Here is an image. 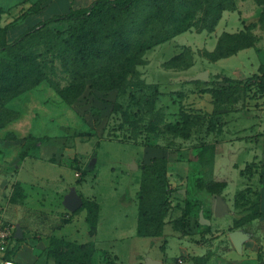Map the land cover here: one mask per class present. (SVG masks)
<instances>
[{"label": "crops", "instance_id": "1", "mask_svg": "<svg viewBox=\"0 0 264 264\" xmlns=\"http://www.w3.org/2000/svg\"><path fill=\"white\" fill-rule=\"evenodd\" d=\"M35 1L0 0V27L16 21V24L8 30L7 39L9 41L49 16L65 13L71 7L88 6L94 0H48L40 12L27 14ZM226 11H238L241 24H235L231 28V18L230 15H227L228 13H225ZM226 11L223 12L220 21L223 19L225 26L230 27L231 30L223 32H239L244 30L246 25L252 24V31L257 36V43L255 46L241 49L231 56L210 61L217 62L228 59L252 49L248 55L240 57L239 63L232 67L234 70H232V73L227 72L225 68L215 69L214 71L208 68L201 70L202 72H209V79L207 81L202 80L204 82L201 85L202 88L227 85L224 80L225 77L245 79L257 73L261 63L264 62V30L258 23L260 6L254 0H241L238 2L236 10ZM23 14L25 15L23 16ZM216 28L212 32L203 31L214 33ZM222 33L216 35V44L212 50L203 48L201 44L196 47L202 51H213ZM183 46L189 45H178V53ZM170 59L161 63V66L169 74L176 71L186 72L193 66L191 65L185 70L168 67L166 62ZM197 76H189L177 84L180 85L183 81L197 80ZM44 83L46 82L12 100L9 107L19 111V117L4 127H0V205L3 208V219L14 227V236L11 242V248L14 249L12 257L21 264H56V259L49 255L50 243L52 238H62L79 243H94L96 248L94 264H105V258L107 260L113 259L120 264H147L151 259L158 260L159 264H168L166 256L159 258L150 256L146 252L143 254L137 252L134 249V244H131L129 239L135 242L141 237H149L141 236L138 232L139 192L142 174L140 166L151 163L154 157L166 156L170 168L173 162L171 150L169 148L156 149L151 144L140 145L141 151L133 158V162L136 163L135 169L128 168L124 171L125 179L123 182H126V185H121L122 190L115 183L112 184L111 188H102L103 182L95 184L86 181L88 172L93 174V179L96 182L101 179L97 169L98 158L95 156H97V147L101 145L103 139L85 133L89 125L83 121L80 123L77 118L79 116L77 111L81 112V108H85V106L78 109V104H80L78 100L73 104L66 103L49 83H46L47 87L53 89L56 93H51L49 99L42 100L38 98L36 94L40 93L43 89L42 86L46 87ZM148 83L158 84L162 94L166 92L160 83ZM178 91L179 89L171 92ZM193 98L192 103L194 104L192 106L194 108L203 110L205 113H211L215 117H223V119H220L222 124L217 123L218 127L209 132L210 134L206 133L207 139H204L216 143L213 178L216 182L225 183V187L220 194L215 196L214 211L217 196H222L228 206L227 211L233 217L232 223L227 225L228 229H231L228 232L231 241V234L234 231H242L246 239L249 237L246 227L258 223L260 225L259 234L261 238H264V225L262 224L264 215L252 220L243 227L233 228L234 221L244 214L235 206V195L242 189L251 186L259 192L260 208L264 213V96L248 97L244 101L245 105H236L237 103H235L236 106L234 107L225 105L220 108L215 107L210 92H196ZM203 101H206L205 104ZM61 110L67 114V117L64 118L66 122L63 123L60 121ZM71 113L75 116L73 121L68 118ZM220 124L221 130H219ZM92 133L95 134L94 131ZM34 138H41V141L36 143L32 140ZM241 138L245 140L246 138L250 140L255 138L260 148L256 147L254 159L248 161L245 167H242L238 162L232 163L234 168L240 170L244 187L237 190L231 197V194L227 192L228 181L223 179L219 171L227 165L226 159L223 157L225 148L229 144L234 145L235 140ZM24 151L26 154L23 156L22 152ZM220 154L223 156L221 155L222 158L218 159ZM217 159L220 163L218 165ZM174 161H178L180 164L190 162L188 159L179 157ZM196 162V172H202L203 166L198 158ZM252 163L255 165L253 172L246 171L245 168ZM182 165H180V168ZM71 171H74V178H71ZM77 173H80V175L78 176ZM134 174L137 175V178L132 181L131 177ZM130 184L133 188L129 187ZM73 192L81 197L83 204L85 201H94L99 204L97 232L93 236L89 232L87 207L82 204L83 207L81 206L74 212L67 207V198ZM178 192L185 197L188 196L185 187L178 188ZM118 193H120L119 196H117ZM200 193H202L200 188L193 191V194H196L195 197H199ZM135 203L137 207L136 214L133 213L134 209L133 211L130 209V205ZM211 223L213 224V221ZM183 240L189 243L191 249L187 255L202 256L207 253V245L192 241L187 237H181L182 243L180 244L184 243ZM115 243L120 246L118 248L114 247ZM197 248H202L201 251L205 253L196 254ZM240 256L242 255L233 256V260H238ZM246 257L239 259L238 263L248 264L252 259H246ZM182 260L180 258V261ZM184 260L187 264L193 263L191 258H184Z\"/></svg>", "mask_w": 264, "mask_h": 264}, {"label": "trees", "instance_id": "2", "mask_svg": "<svg viewBox=\"0 0 264 264\" xmlns=\"http://www.w3.org/2000/svg\"><path fill=\"white\" fill-rule=\"evenodd\" d=\"M47 1L36 0L27 14L40 12ZM254 1L260 6L258 23L264 30V0ZM236 8V0H94L88 6L71 7L65 13L49 16L11 41L7 39V33L16 21L0 27V127L19 117V111L9 107V103L43 82H48L68 104L79 100L87 88L103 94L116 90L118 92L116 104L121 98H128L133 94L128 93V96L126 94L128 90L147 92V98L155 99L162 94L159 85L148 83L141 77L139 69V66L146 62L147 52L192 27H197L198 31L212 32L223 12ZM59 24H66V28L54 32L53 26ZM256 43L257 36L252 31V24H248L239 32H223L216 48L213 51L205 50L203 54L209 61H215L231 56L241 49L255 46ZM40 47H46L47 53ZM184 48L187 46L181 47V51L166 62L168 67L178 68L186 65L182 62L181 55ZM58 60L63 63L69 75L67 85L62 87L51 81L47 71V66L50 64L54 69ZM191 65L193 64H187L185 68ZM136 77L138 80L132 81V78ZM224 80L227 85L201 89L212 94L216 108L225 106L228 101L232 104L238 103L241 92L247 94L252 91L257 97H263L264 62L257 73L245 79L225 77ZM199 81L194 80L195 83ZM133 97L131 95V98ZM124 114L121 113L123 118ZM206 114L208 118L206 120L204 117L202 123H208V133L218 126L211 120L213 114ZM137 115L139 110L133 113V116ZM197 120L198 117L190 113H181L180 119L174 125L168 126H174L183 137H189L192 128L198 124ZM219 127L221 130V124ZM155 130L157 127L153 125L148 131ZM32 140L37 143L41 138ZM197 148L199 150L197 158L203 166L201 180L198 179L197 185L200 189L208 188L216 196L225 187L224 182H216L213 178L216 143L204 140ZM207 151L211 152L209 158L206 157ZM25 154V151L22 152L23 156ZM254 166V163L249 164L245 170L253 172ZM140 168L142 174L138 232L141 236H160L163 235L166 224L169 198L176 195L169 190L168 158L154 157L151 163L143 164ZM206 173L211 177L204 181ZM251 199L255 201L249 205ZM185 200L187 205L178 222L186 226L193 206L200 203L201 198L186 197ZM83 206L88 209L87 222L89 232L93 236L97 232L100 207L94 201H85ZM235 206L244 214L234 221V229L264 215L260 208L259 192L251 186L236 193ZM95 251L92 242L79 243L52 238L49 255L56 259V264H94ZM13 252L12 248L6 257L12 258ZM190 258L192 264L208 263V254ZM107 262L120 264L113 259H108Z\"/></svg>", "mask_w": 264, "mask_h": 264}, {"label": "rangeland", "instance_id": "3", "mask_svg": "<svg viewBox=\"0 0 264 264\" xmlns=\"http://www.w3.org/2000/svg\"><path fill=\"white\" fill-rule=\"evenodd\" d=\"M239 1L241 0H236V3L238 4ZM225 13L230 15L231 28L235 24H241L238 11H226ZM223 21L222 19L219 22L214 33H208L206 31L198 32L197 27H192L186 32L176 36L173 40L155 47V49L146 54V62L139 66L141 77L146 78L148 82L160 83L163 90L166 91L162 96L160 95L152 99L151 97L147 98V92H129L130 90H128L126 94L133 93L131 95L134 97L131 98V95L129 96L128 94V98L123 97L119 100V103L116 104V101H118V92L116 90H112L110 94L107 95L87 88L85 94L78 100L80 102V104H78V109L85 106V108H81V112L77 111L79 122L81 123L83 121L89 125L85 133H88L89 136H97L103 139L101 145L97 147V156H95L98 158L97 169L101 179L99 182H96V180L93 179V174L88 172L86 181L95 184L103 182L102 188H111L112 184L115 183L119 189L122 190L121 185H126V182H123L125 179L124 171L128 168L135 169L136 163L133 162V158L141 151V144H151L152 147L154 146L156 149L169 148L171 150V159L173 162L170 168H168L167 175L169 178V190L175 192L176 195L173 196L174 198H169V210L165 219L166 224L163 228V235L158 237H141L135 242L129 239V242L134 244V249L137 252L142 254L146 252V254L150 256L159 258L166 256L168 264H187L184 258L188 259L191 257L187 255L188 251H191L189 243L183 240L184 243L180 244L182 243L181 237H187L192 241L201 242L208 246L206 253L208 254L207 264H239V259H244L246 256V259H252L248 264H264V238H261L259 234V223L252 226L250 224L246 227L249 237L243 239L240 249H237L228 236V232L231 229H228L227 225L232 223L233 217L228 211H225L222 215L215 214V196L208 188L201 189L202 193L199 194L201 204L198 203L193 206L186 226L178 222L179 217L182 215L187 205L185 200L186 197L188 199L195 198L196 194H193V191L199 188L197 182L198 179L199 181L201 180V172H196L195 170V165L197 163L196 159L199 153L197 147L203 143L205 138L207 139L206 133L208 123L205 122V124L202 123V121L204 117L206 120L208 117H206L207 114L203 110H197L192 106L194 104L192 103L194 100L193 95L196 92H200L202 89V83L200 82L202 79H197L198 81L200 80L198 83H195L194 80L191 82L183 81L180 85L177 83L189 76L194 77L199 75L200 72H202L201 70L206 68L213 71L215 69L221 70L225 68L227 72L232 73L234 71L232 67L239 63L240 57H245V55H248V53L252 51V49H249L240 53L238 56L222 59L217 62H210L208 60L203 54V51L196 46L201 44L203 48L212 50L216 44V35H219L225 30H231L230 27L225 26ZM65 28L66 24L53 26L54 32L62 31ZM180 44L189 45L181 52L183 58L182 62L186 63V65L191 63L193 66L186 71L187 73L176 71L173 72L172 75L167 73L161 66V63L177 54L179 51L178 45ZM40 49L46 52V47H40ZM48 58L51 57L48 56ZM186 65L178 67L179 70H185ZM47 71L54 84H58L61 87L67 85L69 75L61 61L58 60L56 62L54 69L51 68L49 64L47 66ZM132 79V81L136 82L138 77ZM46 83L48 84V82ZM46 83H44L46 87L42 86L43 89L41 88L42 92L40 91V93L36 94V96L42 100L49 99L51 98V93H56L53 89L48 88ZM178 89V92H171L172 90ZM240 95V101H238L236 105H245L244 101H246L248 97H257L252 91H249L247 94L241 92ZM205 102L206 101H203L204 104ZM229 104H232V102L228 101L226 105ZM236 105L232 104L233 107ZM119 106L121 108H119ZM137 110H139V115L133 116V113ZM123 112L125 113L124 118L121 115ZM72 113L68 115L70 121H73L75 117ZM181 113H190L198 117L196 122L198 124L192 128L189 137H183V135L179 134L177 128L175 129L174 126H168L170 124L174 125V123L180 119ZM65 116L67 117L66 112L61 110V123L66 122V119H64ZM220 119H223V117H215L213 115L211 120L216 125L217 123H221ZM153 125H155V128L157 127V130L154 132L148 131ZM92 131H94L95 134H93ZM207 134L210 133L208 132ZM258 144L255 138H251V140L248 138H246V140L244 138L237 139L234 145H227L223 154L224 156L222 154L218 156V159H221L223 156L227 162V165L219 171V174L223 179L228 181L227 192L231 194V197H233L237 190L244 187L243 179L240 176V170L234 168L232 163L238 162L242 167H245L248 161L254 159L256 147L260 148ZM210 153V151H207V158L210 157ZM178 157L188 159L190 162L181 163L183 165L180 168L181 164L178 163V161H174ZM218 159L217 165L219 163ZM70 173L71 178H74V171ZM210 177V174L206 173L204 175V181L209 180ZM136 178L137 175L134 174L131 180L135 181ZM129 187L133 188L131 184ZM182 187H185L188 196L185 197L181 195L182 193L178 192V188ZM119 194L120 193H118L117 196H119ZM254 201L255 200L251 199L248 204L252 205ZM130 209L132 211L134 209L133 213L136 214V203L134 205L131 204ZM201 209H203L206 218L213 219V224L203 225L199 222V213ZM262 224L264 225V221ZM113 246L118 248L120 245L115 243ZM201 250L202 248H197V251H195L197 252L196 254L205 253ZM235 255L242 256H240L238 260H233V256ZM180 258L183 260L180 261ZM153 260L158 261L156 259ZM107 261L108 260L105 258L106 263H104L107 264ZM92 262L93 260H91V263Z\"/></svg>", "mask_w": 264, "mask_h": 264}, {"label": "water", "instance_id": "4", "mask_svg": "<svg viewBox=\"0 0 264 264\" xmlns=\"http://www.w3.org/2000/svg\"><path fill=\"white\" fill-rule=\"evenodd\" d=\"M197 79H202V80L207 81L209 79V72L208 71L201 72L197 76ZM66 204L69 210L74 212L82 206L83 200L81 199L79 195L73 192L68 196ZM227 209H228V206L225 203L223 197L217 196L215 214L222 215L225 211H227ZM199 222L203 225L211 224V220L204 216L203 209H201L199 213ZM231 238L236 248L240 249L241 242L243 241V239H245V234L242 231L237 230L231 234ZM147 264H159V263L158 261L151 259L147 262Z\"/></svg>", "mask_w": 264, "mask_h": 264}, {"label": "built area", "instance_id": "5", "mask_svg": "<svg viewBox=\"0 0 264 264\" xmlns=\"http://www.w3.org/2000/svg\"><path fill=\"white\" fill-rule=\"evenodd\" d=\"M79 176L80 173H77ZM14 236V227L3 219V208L0 205V264H21L12 258H7V253L12 249L11 242Z\"/></svg>", "mask_w": 264, "mask_h": 264}]
</instances>
